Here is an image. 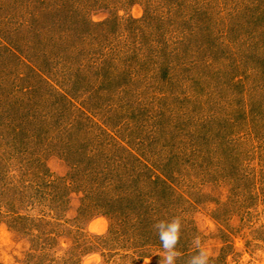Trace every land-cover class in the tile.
I'll return each instance as SVG.
<instances>
[{
  "label": "rangeland",
  "instance_id": "rangeland-1",
  "mask_svg": "<svg viewBox=\"0 0 264 264\" xmlns=\"http://www.w3.org/2000/svg\"><path fill=\"white\" fill-rule=\"evenodd\" d=\"M264 264V0H0V264Z\"/></svg>",
  "mask_w": 264,
  "mask_h": 264
},
{
  "label": "clouds",
  "instance_id": "clouds-1",
  "mask_svg": "<svg viewBox=\"0 0 264 264\" xmlns=\"http://www.w3.org/2000/svg\"><path fill=\"white\" fill-rule=\"evenodd\" d=\"M169 264H171V258H169Z\"/></svg>",
  "mask_w": 264,
  "mask_h": 264
}]
</instances>
